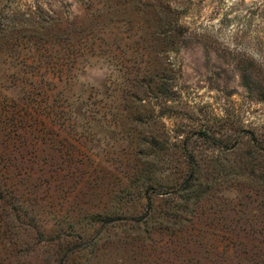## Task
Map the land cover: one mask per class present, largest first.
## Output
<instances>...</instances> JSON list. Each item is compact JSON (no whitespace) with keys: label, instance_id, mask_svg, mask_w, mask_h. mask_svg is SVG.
<instances>
[{"label":"rangeland","instance_id":"1","mask_svg":"<svg viewBox=\"0 0 264 264\" xmlns=\"http://www.w3.org/2000/svg\"><path fill=\"white\" fill-rule=\"evenodd\" d=\"M0 15V264H264V0Z\"/></svg>","mask_w":264,"mask_h":264},{"label":"trees","instance_id":"2","mask_svg":"<svg viewBox=\"0 0 264 264\" xmlns=\"http://www.w3.org/2000/svg\"><path fill=\"white\" fill-rule=\"evenodd\" d=\"M2 16L0 15V42L2 43V40H3V35L1 34V28H2ZM0 47H2V44H0ZM204 136H207V134H205ZM207 138H209L207 136ZM189 185L187 186H182L180 187L179 189H177V191L173 192V194H176V195H179V196H182L184 193H187L188 191H191V193H193L194 189V184H196V182H199V177L197 175H190L186 181ZM191 184V185H190ZM198 184V183H197ZM1 188L2 186H0V200L3 199V195H2V191H1ZM151 204L150 202V199H149V205ZM149 216L153 215L154 216V213L151 211H149ZM167 216V223H168V227H170V229H173L174 233L177 234V237L179 236H182V233L187 231L185 230L187 228V224L184 223L183 219H182V215L180 214H174L175 216H172L170 215V213H166L165 214ZM258 230V229H257ZM257 230H254V232H259ZM262 230H260V233H261ZM218 234H225L223 231H220V230H217ZM228 232H232V231H228ZM227 232V233H228ZM173 233V232H172ZM229 243V242H228ZM226 244V246H228L229 244ZM232 246H235L234 243ZM236 252V250H235ZM222 264V263H221Z\"/></svg>","mask_w":264,"mask_h":264}]
</instances>
